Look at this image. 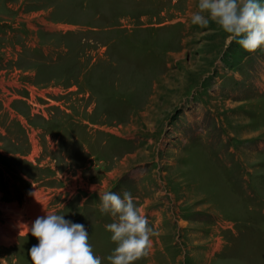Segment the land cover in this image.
<instances>
[{
	"label": "rangeland",
	"instance_id": "1",
	"mask_svg": "<svg viewBox=\"0 0 264 264\" xmlns=\"http://www.w3.org/2000/svg\"><path fill=\"white\" fill-rule=\"evenodd\" d=\"M198 2L0 0V264L46 211L110 264L106 190L153 228L133 264H264V46Z\"/></svg>",
	"mask_w": 264,
	"mask_h": 264
},
{
	"label": "clouds",
	"instance_id": "2",
	"mask_svg": "<svg viewBox=\"0 0 264 264\" xmlns=\"http://www.w3.org/2000/svg\"><path fill=\"white\" fill-rule=\"evenodd\" d=\"M212 20L243 49L254 51L264 46V0H199L191 23L206 27ZM100 211L116 217L105 225L115 242L106 257L110 264H133L147 254L153 228L131 191L125 190L122 195L104 191ZM29 231L38 240L28 250L32 264H101L85 225L66 219L63 213L46 211L31 222Z\"/></svg>",
	"mask_w": 264,
	"mask_h": 264
},
{
	"label": "bare ground",
	"instance_id": "3",
	"mask_svg": "<svg viewBox=\"0 0 264 264\" xmlns=\"http://www.w3.org/2000/svg\"><path fill=\"white\" fill-rule=\"evenodd\" d=\"M13 209H14V208H13ZM13 209H12V210H13ZM16 211H17V210H16ZM16 216H17V215H16ZM17 217H18V216H17ZM34 218H35V217H34ZM15 219H17V218L15 217Z\"/></svg>",
	"mask_w": 264,
	"mask_h": 264
}]
</instances>
